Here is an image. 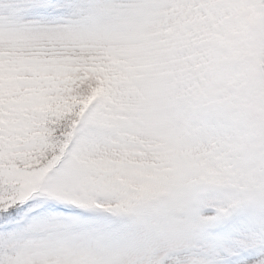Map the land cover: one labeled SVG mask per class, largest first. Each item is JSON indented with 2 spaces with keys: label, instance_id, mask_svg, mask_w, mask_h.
<instances>
[{
  "label": "snow or ice",
  "instance_id": "obj_1",
  "mask_svg": "<svg viewBox=\"0 0 264 264\" xmlns=\"http://www.w3.org/2000/svg\"><path fill=\"white\" fill-rule=\"evenodd\" d=\"M0 264H264V0H0Z\"/></svg>",
  "mask_w": 264,
  "mask_h": 264
}]
</instances>
